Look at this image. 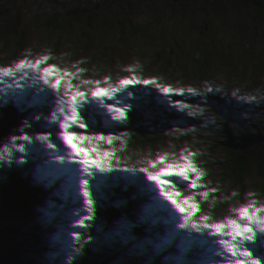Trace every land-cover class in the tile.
Segmentation results:
<instances>
[{"label":"water","instance_id":"95a60500","mask_svg":"<svg viewBox=\"0 0 264 264\" xmlns=\"http://www.w3.org/2000/svg\"><path fill=\"white\" fill-rule=\"evenodd\" d=\"M43 56L41 68L72 73L59 95L35 69L0 76V264H223L210 251L216 238L181 228L182 214L140 169L188 157L201 187L163 178L176 183L177 200L193 197L197 223L264 206V0H0V68ZM130 77L155 83L90 99L79 109L87 127L68 129L112 137L77 142L95 149L89 159L109 153L113 169L87 177L89 212L81 156L70 155L52 112L66 90L90 98L97 81L116 87ZM107 104L127 109L126 119L114 120Z\"/></svg>","mask_w":264,"mask_h":264},{"label":"snow or ice","instance_id":"6c2138e0","mask_svg":"<svg viewBox=\"0 0 264 264\" xmlns=\"http://www.w3.org/2000/svg\"><path fill=\"white\" fill-rule=\"evenodd\" d=\"M47 56H43L35 61H30L27 59H22L15 63L13 67L0 68V76L4 77H14L17 73L22 76L27 75L26 70L35 69L38 73L39 79H42L44 84L49 88L54 89L57 94L60 93V85L63 76H70L72 73L67 71L61 72L58 76L56 75L60 72L55 66H48L41 68L40 65L46 62ZM85 84L89 83L84 81ZM99 81L96 82V87L90 90L89 94L83 91H75L69 94V91H65L63 96L56 101L57 111L52 112V119L54 122L59 123L60 137L69 149H72V156H81L80 159L74 160V163L82 166V171L85 174L83 178L78 179V184L80 188L78 191H82L84 198V203L88 207V211H92L93 198L89 191V180L87 177L94 175L93 170L99 173L112 172L113 169L108 167L106 164L107 157L109 153L105 152L103 157H97L96 159H89L88 152L95 151V149L86 150L78 146V141L97 139L105 140L107 139L109 143L112 137L96 136V137H86L78 135L76 132H70L68 129L71 125L78 126L79 128H86L87 124L81 116L79 111L80 107L84 104L90 103L91 100L99 101L103 104L105 98L108 100H113L115 94L124 91L130 84H154L155 81L152 80H138L136 77H130L127 79H122L119 81L116 87H99ZM160 87L159 85H157ZM72 85L69 84V88ZM160 91L165 95L173 92L170 87H160ZM191 91V89H189ZM182 94V90H181ZM66 97V99H65ZM108 108V111L113 114L112 118L114 120H124L126 119V112L122 106H115L112 104L104 105ZM15 139V138H14ZM20 139L25 141L29 140L28 136H22ZM40 140H47V136L38 137ZM49 148L55 147V145L49 143ZM19 151L24 152L25 147L20 146ZM82 154V155H81ZM189 156L194 154L189 153ZM3 157L0 156V159ZM61 162L64 161V156L57 157ZM184 161L183 163L176 164H165L163 168L159 171L152 172L148 171L147 168L140 169L141 172H145L147 180L153 182L158 188L160 196L167 200L170 204L174 206L177 212L181 213L184 222L180 224L181 228L191 227L197 232H205L206 235L213 236L216 239L210 241L211 245L217 246L213 247L210 251L214 253L215 256H224L223 264H264V206L257 207L255 201L243 204L233 211L234 216H228L219 222L208 223L210 219L208 216H201L200 223L194 222L193 214L198 211V204L193 201V197L189 196L183 200H177L176 197L180 195L176 191V183L170 179H164L163 177H176L179 181H190L186 187H191L193 189L201 187L197 182L202 177L203 173L196 168V166L188 159V157H181ZM165 158L160 157L157 162H150L152 167L156 166V163H164ZM124 171H135L124 169ZM212 191H215L214 189ZM202 198L208 197L207 191L199 192ZM185 205L187 207H185ZM84 219H91V216H86ZM81 227L84 226V220H79ZM208 264H215L214 261H209Z\"/></svg>","mask_w":264,"mask_h":264}]
</instances>
